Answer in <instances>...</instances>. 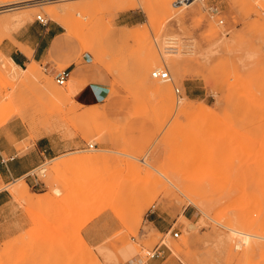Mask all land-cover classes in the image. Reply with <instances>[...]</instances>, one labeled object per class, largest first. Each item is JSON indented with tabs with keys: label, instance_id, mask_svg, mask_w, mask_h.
<instances>
[{
	"label": "rangeland",
	"instance_id": "rangeland-1",
	"mask_svg": "<svg viewBox=\"0 0 264 264\" xmlns=\"http://www.w3.org/2000/svg\"><path fill=\"white\" fill-rule=\"evenodd\" d=\"M121 1L0 0V134L6 139L13 128L20 153L44 136L66 150L0 184L32 213L27 196L34 188L26 182L47 187L32 232L45 247L16 237L2 245L0 264H29L30 252L36 264H145L146 251L161 242L157 264H264V0L168 8L127 0L135 4L128 9ZM26 27L31 39L50 27L62 41L13 77L6 57ZM84 57V69L108 85L97 104L70 97L69 79L64 86L54 80ZM156 68L170 79L153 78ZM146 162L157 167L151 175ZM193 194L212 206L191 204ZM107 210L110 241L87 247L81 229ZM230 227L254 235L249 247Z\"/></svg>",
	"mask_w": 264,
	"mask_h": 264
},
{
	"label": "crops",
	"instance_id": "crops-1",
	"mask_svg": "<svg viewBox=\"0 0 264 264\" xmlns=\"http://www.w3.org/2000/svg\"><path fill=\"white\" fill-rule=\"evenodd\" d=\"M125 24H128L127 22ZM28 27L20 30L14 37L19 48L10 51L9 57L19 66L26 62L42 61L47 58L49 50H55L62 39L57 37L60 32L53 28H43L34 39L27 34ZM14 47V46H12ZM30 49V50H29ZM88 61L84 57L81 65H72L68 87L70 97L82 104H97L105 98L108 85L103 82L99 73L85 70L84 64ZM73 62H70V65ZM10 137L3 138L0 134V184L7 185L28 174L39 166L43 159L53 160L66 153V150L56 151L49 143V138H39L26 152L20 153L15 146L18 137L13 128L8 129ZM30 186L28 198L31 200L30 208L34 213L26 210V204L16 201L15 196L7 188L0 189V249L4 243H9L19 236L26 235L30 248L45 247L44 240L40 237H32L33 228L38 224L36 211L44 205V194L47 189L45 184L37 180H29ZM155 228H160L154 220L151 221ZM111 212L105 211L96 219L89 221L80 231L83 243L89 248H98L111 239ZM37 235V234H36ZM33 244V245H32ZM61 247V245H55ZM32 252L29 254V264H36ZM146 264H157L150 258Z\"/></svg>",
	"mask_w": 264,
	"mask_h": 264
},
{
	"label": "bare ground",
	"instance_id": "bare-ground-1",
	"mask_svg": "<svg viewBox=\"0 0 264 264\" xmlns=\"http://www.w3.org/2000/svg\"><path fill=\"white\" fill-rule=\"evenodd\" d=\"M138 2H139V4L142 6L143 4H144V2H145V0H137ZM136 1V2H137ZM160 2H161V4L163 5V7L164 8H168V6L170 5V4H172V1L171 0H159ZM17 2V1H16ZM120 2V1H119ZM138 4V5H139ZM192 4V3H191ZM121 5L124 7V9H128V8H130V7H132V6H134L135 4L133 3V2H130V1H121ZM136 6H137V3H136ZM20 7V6H19ZM180 7H183V6H180ZM15 8H17V6L16 7H12V8H8V9H6V10H12V9H15ZM174 11V10H173ZM174 13V12H173ZM53 16H54V19H56V21H58V22H60V24L63 26V27H65V28H67L68 29V24H67V22H64V21H62V20H60L59 18H58V15H57V13H53ZM17 18V17H16ZM80 34V33H79ZM82 37V36H81ZM30 50V49H29ZM34 61H32L31 60V63H33ZM36 62V61H35ZM180 64V61L177 59L176 60V65H179ZM6 70H7V72L11 75V76H13V77H17L18 76V73H17V69L18 68H21L19 65H17L10 57H6ZM261 66V65H260ZM27 67V66H26ZM5 68V67H4ZM33 65H30L28 68H27V72H29V74L33 71ZM36 70V69H35ZM24 71V70H23ZM26 72V73H27ZM177 72H179V69H177ZM33 73H34V71H33ZM28 74V75H29ZM32 74V73H31ZM30 74V75H31ZM152 88L153 89H155V90H157V91H164L165 90V86H163V85H160V84H156L155 82H154V85H152ZM185 102V101H184ZM186 103H187V101H186ZM180 108H183V107H180ZM184 108H185V106H184ZM183 108V109H184ZM188 108V107H187ZM186 110V109H185ZM110 156V155H109ZM77 161V160H79L80 161V158H72L71 159V161ZM70 161V160H69ZM76 163V162H75ZM147 163V165L150 167V170H151V168L152 169H154V170H157V167L155 168L154 167V165L153 164H151V163H148V162H146ZM146 165V166H147ZM148 170V169H147ZM159 170V169H158ZM149 171V170H148ZM150 172V171H149ZM151 173H152V170H151V172L149 173L150 175H151ZM154 174V173H153ZM156 177V176H155ZM158 178V177H157ZM174 178H175V176H174ZM22 178H19V180H21ZM168 181H169V183H170V185H172L173 187H175L176 188V190L178 189V191H179V189H180V186L176 183V182H174L173 180H170V179H168ZM23 182V181H22ZM20 184V183H19ZM22 184V183H21ZM24 184V183H23ZM187 184V183H186ZM16 186V185H15ZM19 187H20V185H19ZM25 187H26V184H25ZM121 187V186H120ZM14 190H15V192L16 191H18L17 190V187H15L14 188ZM187 192H188V190H187ZM187 194V193H186ZM189 194H191L190 192H189ZM185 195V194H184ZM194 195V194H193ZM123 196V195H122ZM196 195H194L193 197H191L190 199H188V197H186L187 199H188V201H190V203L191 204H193V205H195V206H198L199 207V205H201V207H202V205L204 206V207H206L207 205H209L210 207L212 206V203H210V202H208V204L205 206V203H204V199L203 200H200V199H195L196 197H195ZM17 197V196H16ZM124 197V196H123ZM189 197H190V195H189ZM185 198V199H186ZM186 199V200H187ZM199 200L201 201V202H199ZM202 201H203V204H202ZM207 201V200H206ZM130 206V205H129ZM210 207H209V209H210ZM143 209V208H142ZM138 210V209H137ZM205 210H208V209H206L205 208ZM140 211V210H139ZM138 211V212H139ZM201 211V210H200ZM209 211V210H208ZM204 213V212H203ZM139 214H140V212H139ZM142 216V215H141ZM211 217V216H210ZM133 218V217H132ZM136 218V217H135ZM184 219L185 220H188L185 216H184ZM236 221H238V220H236ZM239 223H241L240 221H238ZM227 228V227H226ZM230 229H231V227H230ZM247 229H249L248 227H247ZM249 230H252V229H249ZM250 232V231H249ZM249 232H245V231H241V230H237V229H234V227H233V229H231L230 230V233L231 234H236V237H238V239L241 241V244H243V245H245V246H247V247H249L248 245L252 242V239L254 238V235L253 234H251V233H249ZM252 232V231H251ZM253 242H254V240H253ZM256 242H258L259 243V240H257ZM253 245V244H252ZM252 247H254V246H252ZM256 248V247H255ZM254 249V248H253ZM255 250V249H254ZM253 251V250H252ZM241 254V253H240ZM243 255H244V253H243ZM245 255H246V252H245ZM247 257V256H246Z\"/></svg>",
	"mask_w": 264,
	"mask_h": 264
},
{
	"label": "built area",
	"instance_id": "built-area-1",
	"mask_svg": "<svg viewBox=\"0 0 264 264\" xmlns=\"http://www.w3.org/2000/svg\"><path fill=\"white\" fill-rule=\"evenodd\" d=\"M196 1H200V0H173L172 5L174 7L187 6V5L194 3ZM211 9H212V11H215L216 13L219 12L217 7H211ZM36 20L42 25L47 24V20L44 17H42L41 15H37ZM220 23H222V20H220ZM69 76H70V71L68 69H64V70H61L55 74L54 80L58 85L64 86L66 84V82L68 81ZM151 76L153 78L159 79V80L170 79L169 72L167 71V69L156 68L151 72ZM175 92L177 93V95H180V90L178 88L175 89ZM93 146H94V144L88 145L89 148H92ZM37 181H38V179H37ZM40 183L44 184L43 182H40ZM178 235H179L178 232L172 233L173 237H178ZM164 248H165V244L163 242L158 243L154 246V248H152L149 251H146V255L148 256L149 259L154 258V257H162L164 254ZM127 264H142V263L141 262L140 263H132L130 261Z\"/></svg>",
	"mask_w": 264,
	"mask_h": 264
}]
</instances>
